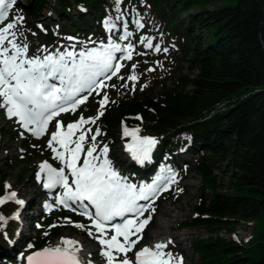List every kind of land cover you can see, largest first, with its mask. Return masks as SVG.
I'll return each mask as SVG.
<instances>
[{
  "label": "trees",
  "instance_id": "16d2710c",
  "mask_svg": "<svg viewBox=\"0 0 264 264\" xmlns=\"http://www.w3.org/2000/svg\"><path fill=\"white\" fill-rule=\"evenodd\" d=\"M220 1L123 0L117 5L116 0H18L9 14L10 20L23 17L18 30L37 31L50 43L47 54L53 49L60 51L57 41L61 38L67 40L70 35L79 42H90L99 33L107 34L106 20L115 22L117 17L126 16L135 39L148 31L160 32L176 55L188 64L191 75L175 78L171 86L164 82L157 94L150 95L145 90L119 92V77L132 74L133 65L136 71L161 57L159 52L136 53L124 73L97 95L99 101L105 93L109 97L104 115L96 121V129L102 133L97 136V143L110 145L113 155L119 147L121 125L159 138L150 162L141 165L127 160L120 164L127 165L136 178L147 179L176 167L172 159L175 153L193 155L201 176V194L194 216L182 222L181 227H207L208 222L220 220L227 223L214 228H232L264 216V0H238L233 6L219 7ZM144 4L149 5L148 13L158 23L155 28L144 30L133 25ZM47 8L55 14H51L50 22L43 19ZM118 32L111 35L121 43L123 34ZM110 92H118L115 100ZM221 103L223 109L218 107ZM98 110L99 107L93 115ZM72 117L73 114L68 116ZM1 121H9L4 111L0 112ZM181 134L187 136L178 139ZM17 135L18 131L2 132L0 155L4 141ZM120 160L116 156L115 162ZM14 168L9 166L8 171ZM33 169L34 165L25 167L21 177L26 178ZM7 177L0 176V196L4 195ZM174 195L180 196L177 187L165 192V198ZM17 206H10L9 215ZM34 223L53 236L64 228L57 224L49 227L55 223L50 216L46 221L32 219V227ZM9 232L16 236V226L12 225ZM221 240L233 244L222 247ZM242 244L225 239H196L193 246L201 258L197 264H264V241L257 243L252 254L238 253ZM221 251L224 256L219 254ZM15 253L9 241H0V264H15Z\"/></svg>",
  "mask_w": 264,
  "mask_h": 264
},
{
  "label": "snow or ice",
  "instance_id": "6c2138e0",
  "mask_svg": "<svg viewBox=\"0 0 264 264\" xmlns=\"http://www.w3.org/2000/svg\"><path fill=\"white\" fill-rule=\"evenodd\" d=\"M15 3L16 0H0V21L7 18L8 10ZM116 3L119 5L121 0H116ZM22 22L23 17L18 16L13 22L0 27V98H3L0 106H6L9 118L17 117L24 129L39 138L48 132L49 124L61 113L75 112L87 101L88 95L94 91L99 94L98 90L107 87L105 81L116 76L122 67L120 63L114 64L117 60L116 53H124L123 59L131 60L134 46L129 43L121 47L119 43L110 40L99 48L78 53L67 51L49 53L43 57H28L27 44L17 43V32L13 31ZM104 23L110 32L115 28L110 20ZM135 23L143 27L139 20ZM132 35L125 23L124 34L120 39L128 40ZM145 41L146 47L153 48L151 39L145 37L141 43ZM43 51L47 52V49ZM155 51H161L158 45L155 46ZM164 51L167 52V49ZM135 68L136 65H133L128 80L139 79ZM82 93L87 95H81ZM108 102L109 97L105 93L99 101L96 116L85 118L81 115L78 120L66 126L62 121H56V130L50 133L47 146L54 154L53 159L60 161L63 166L56 168L48 161L42 162L37 180H41L42 176L46 177L43 182L45 189L51 190L57 186L62 188L63 192L56 198V204L72 212H79L90 220V224L85 225L65 218L66 223L86 230L99 243L102 249L100 255L105 257L106 264H173V261L175 264H183L181 257H174L172 253L163 251L171 241L157 243L154 248L145 246L134 251L151 220V215L144 219L141 217L149 209L155 211L151 202H140L152 201L161 190H167L176 182V173L171 169H164L151 184L139 186L120 174L108 156V145L101 147L97 143V136L102 135L100 129L97 128L89 138L92 128L84 127L95 124L104 115ZM139 133V128L129 129L124 126L123 135L131 137L126 150L135 161L143 165L151 161L152 151L158 140ZM6 187L11 188L10 185ZM10 201L20 206L25 205V201L18 199L14 191L0 196V206ZM76 205H79V209ZM45 207L51 211L54 205L46 204ZM19 216L17 212L11 219H19ZM116 218H121L119 223L114 222ZM8 219L0 214V222L6 225ZM110 231L113 234L109 235ZM0 235L8 239L9 243H14L8 238L7 232L0 230ZM45 235L48 233L45 232ZM27 247L32 248L33 245L28 244ZM82 247L77 240L62 238L60 244L44 247L28 255L27 264H91L90 260L79 255ZM129 253L133 255L130 257Z\"/></svg>",
  "mask_w": 264,
  "mask_h": 264
},
{
  "label": "rangeland",
  "instance_id": "374dc122",
  "mask_svg": "<svg viewBox=\"0 0 264 264\" xmlns=\"http://www.w3.org/2000/svg\"><path fill=\"white\" fill-rule=\"evenodd\" d=\"M18 0H16L17 2ZM123 2V0H121ZM238 2V0H221L218 3L219 7H223L226 5L233 6ZM144 8L142 10L137 11L136 13V19L140 21V23L143 24L144 27H139L136 23L133 25L138 28H142L144 30H147V28H155L158 23L155 24V21L151 18L150 14L148 13V4L143 5ZM11 12V8L8 10V16L3 21H0V27L6 26L7 23L13 22L15 18L11 19L9 18V14ZM54 17L55 14H53L50 10V8L45 9L43 11V15L45 16L44 21L50 22V17ZM185 16V14L183 15ZM9 18V19H8ZM129 21H127L126 16H121L120 19L116 18L115 22H112L115 25V28L112 29V31H107V34L99 33L97 35V38L94 40H91L90 42L87 41H75L70 42V40H65V38H61L60 41L58 40V46L60 47V53L67 52V51H76L77 53L80 51H85L87 49L91 48H99L102 44H107L111 41H115L113 36L111 34H116V31H119L118 33L124 34V25L127 23V30L131 32V28L129 27ZM18 26V25H17ZM18 28V27H17ZM13 31L17 32L16 36V42L20 44L26 43L28 46V57H32L34 55H40L43 57V55H46L48 50L50 49L51 45L50 43L47 44L45 40L38 36L37 31L29 30L28 32L25 30H18L14 29ZM20 33H23V35H20ZM149 38L151 39V42L153 44V48L146 47V41L145 43H141V40L143 38ZM118 43V42H116ZM131 43L134 46L133 53H153L155 51V46H159L161 51L160 53V60L153 61L152 63H149L143 67H137L135 73L139 77L137 81H131L128 80V76H130V73L123 74L124 79L121 81V86L117 87L119 92H125V91H139V90H145L146 93H149L150 95L157 94L162 91L163 86L162 84L166 82L167 86H171L173 84V81L175 78H178L183 75H191V73L187 69V63L181 59V57L176 55L174 47L168 45L165 41V36H163L160 32L155 33L152 31H148L145 33L143 37H139L135 39V36L129 37L128 40H123V42L119 43L121 47L126 46L127 44ZM74 46V47H73ZM167 49V52L164 51V49ZM43 49H47V52H44ZM50 53H55V50L53 49ZM49 54V53H48ZM124 53H116L117 60L114 61L115 63H120L122 67L120 68V71L117 73L116 76L124 73V70L126 68V65L129 60L123 59ZM133 58V57H132ZM149 69H154L153 71H149ZM116 76H112L111 79L106 80L105 84L108 86L109 82L112 81ZM127 85V87H124V85ZM144 85H147L144 87ZM107 87L102 88L101 90H105ZM154 88V90H151ZM100 90H98L99 92ZM116 92V91H115ZM110 92L113 97L112 100H115L118 96V92ZM87 94V93H85ZM97 92H92L91 95H88L87 102L84 103V105L81 108H77L75 112H68L73 113L74 117L70 118L72 122H75L79 119L81 115H83L85 118L93 117V112L97 110L99 107V100L97 98ZM2 99L0 98V103H2ZM5 106H0V112L5 111ZM6 112V111H5ZM88 112V113H85ZM7 114V112H6ZM8 116V115H7ZM65 115H61L57 119L54 120L51 130L43 137H34L27 132H24L22 130L21 125L12 117L9 118V121H1L0 127L3 128V130H0V139L2 136V132H16L18 131V135L16 138L9 137L7 138L3 143V151L0 155V176H8L5 183V191H14L16 189H20L23 187L25 183H27L29 180H33L35 182V185H32L30 187V197L32 200V204L28 206L27 208V214H22V207L15 202H8L3 206H0V214H3L6 218H9L7 220V224L5 225L3 222H0V230L7 232L8 238L14 241V243H10L12 250L16 251V255L18 256V261L15 264H26L25 256L31 253L35 250V247L41 246L46 247L49 245H52L54 242L56 243L59 239V236L63 233H71L73 237L81 239L84 241L85 245L90 247L92 250H94L93 256L89 255L92 260L91 264H106V259L102 255H100L101 252V246L99 243L93 238L90 237L87 234V231L84 229H79L74 227L72 224H68L65 221V218H71L73 222H79L83 223L85 225H89L90 221L87 220L84 216L80 215L79 212H72L66 210L64 207L56 204V192L55 190L53 193L48 194L47 196L42 195L45 188L43 187V180H37V173L39 172V165L44 162L48 161L51 163L54 167L56 165H61V162L58 160L53 159V152L50 148H48L47 143L50 139V133L56 130V121H62L64 125L66 126L68 123H65ZM64 120V121H63ZM67 120V118H66ZM71 122V123H72ZM70 123V122H69ZM85 128L91 127L92 133H89L88 136L95 133L96 131V123L95 124H89L85 125ZM124 128L122 125L120 126L119 133H120V139H119V147L116 149V154L113 155V149L111 150V146L109 147V153L108 156L112 160L113 165L115 168L120 172V174L124 177H127L128 181L134 184L142 185V184H151L153 180L156 179L157 176L149 177L147 179L141 180L140 177L136 178V175H133L134 172L130 173V168L127 167V165L124 167L123 165L126 164L127 160L129 159V156L125 152L124 145L122 143L121 138L123 135ZM118 133V134H119ZM141 136H152L157 138L159 142V138L152 133H139ZM187 134H181L178 139L185 138ZM104 144L101 142L99 145L102 147ZM87 147V144L85 145ZM99 151V149H98ZM116 156L120 158L121 160L119 163L115 162ZM6 163V160H8ZM29 159V160H28ZM83 159V157H82ZM175 161L176 167L174 168H167L171 169L173 172L176 173L175 176V183H172L169 187L170 189H173L174 187L178 188V192L180 193V196L174 195L172 198H165V194L161 190L157 197L152 201H141L140 203H152V207L155 209L154 212L149 209L148 212L144 214V217L141 219H144L151 215V223L145 227L144 233H143V239L136 245V250H139L142 247L145 246H151L150 238L151 231L157 226L156 219L159 218V220L165 221V232L166 235L170 236L171 243H168V245L172 246L169 250L165 249L163 251L170 252L174 257H181L183 260V264H197L201 261L200 255L195 251L193 242L196 239H200L201 237H206V230L204 226H184L181 228L179 226L182 222L185 220H190L194 216V206L199 203V197L201 194L200 187H201V176L197 172L196 169V161L190 153H175V155L172 158ZM23 163H22V161ZM25 162V163H24ZM31 162V163H30ZM120 166V164H122ZM34 165L33 171L26 176V178L21 177L23 170L25 167ZM9 166H14V171H8ZM68 172V170L66 169ZM6 173V174H5ZM162 173V172H161ZM214 173L218 174V171L215 169ZM161 175V174H160ZM134 176V177H133ZM44 176H42L43 178ZM6 185H12V187L9 189L6 187ZM168 187V188H169ZM182 189V191H180ZM206 192L210 194V192ZM46 197V198H43ZM54 198L53 205L51 211L47 210V208L44 205V200ZM23 200V199H21ZM18 205V208L15 209L16 212H19V214L25 217L24 222L21 226H19L20 231L16 236H12L9 232V229L12 225H16L13 219H11V215H9V208L10 206ZM164 209H170L169 212H171L176 217L173 219V222L167 221L169 219H172L170 215L166 214ZM14 210V211H15ZM13 212V211H12ZM11 212V213H12ZM51 217L55 223L54 225H60L64 226L61 230H59V233L57 235H45V230L40 224L34 223L33 227L31 229H28L29 226L31 227V221L32 219H36L39 221H46L48 217ZM253 223L252 226V237L249 240H245L242 244V248L238 250V253H248L252 254L254 249L256 248L257 243L264 241V216L259 219H254L251 221ZM227 222L217 220L216 222H208L206 224L210 230L214 228V226H223ZM37 225H40V227H37ZM171 226V227H170ZM179 226V227H178ZM28 227V228H27ZM19 230V229H18ZM50 232V231H49ZM110 235V234H109ZM164 240L167 242V236H161ZM166 237V238H165ZM154 239V238H153ZM44 240V241H43ZM0 241H8V239H5L3 235H0ZM40 241H43L40 242ZM156 242V241H153ZM16 244L21 245L22 248L18 247L19 250L15 247ZM32 244V248H28L27 245ZM42 244V245H41ZM231 242L226 241H220L219 246L227 247L232 245ZM155 246V245H154ZM40 247V248H41ZM252 247V250L249 252L248 248ZM82 252V250H81ZM80 252V253H81ZM79 253V255H81ZM221 256L225 255L224 251H221L219 253ZM234 254V252H232ZM133 253H129V256L131 257ZM247 255V254H246ZM82 257V255H81ZM186 259V260H185ZM173 264H175V261H173Z\"/></svg>",
  "mask_w": 264,
  "mask_h": 264
},
{
  "label": "bare ground",
  "instance_id": "6f19581e",
  "mask_svg": "<svg viewBox=\"0 0 264 264\" xmlns=\"http://www.w3.org/2000/svg\"><path fill=\"white\" fill-rule=\"evenodd\" d=\"M224 104L221 103L218 105V107H221L222 109ZM43 182L46 180V177L42 178ZM32 185H35V182H33V180H29L27 183H25L23 185V187H21L20 189H16L15 192L17 193V198L18 199H23L25 201V205H23L22 207V214L25 215L27 214V208L28 206H30L32 204V200L30 197V187ZM12 187V185H10ZM58 188V186L54 189L48 190H42L44 196H47L50 193H53L56 189ZM46 198V197H43ZM166 214L170 215V217L172 219L167 218L169 222H173V219L176 217L175 215H173L170 211V209H164ZM157 222V226L150 232V238H152L150 240V244L151 241L154 240L157 237H161L163 236H167V241H170V236H172L173 234H171L170 236H168V234L166 235L165 232V221L159 220V218L156 219ZM171 227V226H170ZM206 237H201L203 239L209 240V239H225V240H229V241H236V242H241L243 240H246L249 238L250 234H251V228H250V223L249 222H244V223H238L237 225L233 226L232 228H223V229H219L216 230L214 232H210L208 231L206 228ZM62 238H71L74 240H77L80 242V244L83 246L82 247V252L80 253L82 255V257L85 260H91V257L89 255L93 256L94 250H92L90 247H88L87 245H85L84 241H82L81 239L75 238L72 236L71 233H63L59 236V239L56 240L57 242L53 243L52 245L49 246H56L58 244L61 243ZM154 238V239H153ZM164 240V239H162ZM18 249V247L22 248L21 245L16 244L15 246ZM151 247V246H148ZM154 248V247H153Z\"/></svg>",
  "mask_w": 264,
  "mask_h": 264
}]
</instances>
